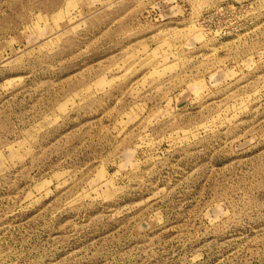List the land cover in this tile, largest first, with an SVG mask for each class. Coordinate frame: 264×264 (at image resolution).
Wrapping results in <instances>:
<instances>
[{
  "label": "rangeland",
  "instance_id": "1",
  "mask_svg": "<svg viewBox=\"0 0 264 264\" xmlns=\"http://www.w3.org/2000/svg\"><path fill=\"white\" fill-rule=\"evenodd\" d=\"M0 264H264V0H0Z\"/></svg>",
  "mask_w": 264,
  "mask_h": 264
}]
</instances>
